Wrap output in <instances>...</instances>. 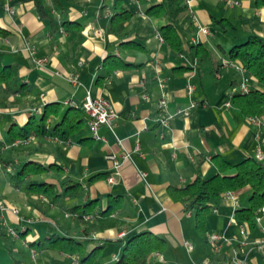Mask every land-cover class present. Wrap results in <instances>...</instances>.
Instances as JSON below:
<instances>
[{
    "label": "crops",
    "instance_id": "crops-1",
    "mask_svg": "<svg viewBox=\"0 0 264 264\" xmlns=\"http://www.w3.org/2000/svg\"><path fill=\"white\" fill-rule=\"evenodd\" d=\"M233 1L122 0L131 17L117 37L110 31L115 0H45L49 20L32 0H0V63L12 70L0 83V264H82L92 251L95 264H115L142 232L162 241L147 264H235L234 252L245 264H264V247L253 244L264 238V217L250 227L235 219L236 209L249 206L248 187L231 192L234 199L227 192L219 197L205 234L190 205L171 195L219 173L215 156L236 164L261 151L264 164V108L255 116L260 124H252L233 101L240 74L221 65L233 46L250 36L264 38V7ZM168 24L179 50L155 37ZM41 58L47 62L36 64ZM245 76L249 89L262 88ZM87 93L107 99L117 113L113 130L101 126L97 138L81 110ZM160 99L171 116L165 126L158 121ZM191 102L196 105L187 114H176ZM53 103L59 110L45 120L48 130L68 109L81 110L82 122L67 140L46 133L11 141V129L39 123ZM27 162L47 170L18 175ZM34 181L53 184V193H35L28 187ZM240 224L249 236L244 245ZM208 233L227 239L219 252H210ZM183 241L191 243L190 252ZM74 243L80 250L67 251Z\"/></svg>",
    "mask_w": 264,
    "mask_h": 264
},
{
    "label": "trees",
    "instance_id": "trees-1",
    "mask_svg": "<svg viewBox=\"0 0 264 264\" xmlns=\"http://www.w3.org/2000/svg\"><path fill=\"white\" fill-rule=\"evenodd\" d=\"M38 14L43 19H50L48 16V7L45 0H32ZM122 0H115L113 4L114 14L111 19L110 31L117 37H123L122 24L131 17V12L122 5ZM255 7H264V0H251ZM58 3V0H55ZM153 10L155 8H152ZM151 14L152 10L149 11ZM76 24L73 21H62L61 25L70 27ZM159 33L161 37L168 41L169 44L179 50L180 40L174 27L171 24L162 26ZM0 34H4V30L0 29ZM124 45L135 46L136 43L127 41ZM228 56L231 60L239 62L245 69V73L258 82L261 89H249L247 92L237 91L233 94V101L241 112L248 116L254 117L257 112L264 108V38L259 36H250L245 42L233 46ZM12 77L11 67L0 63V83L10 80ZM57 103L47 105L45 112L39 123L29 120L24 126L10 130L11 141L16 139L25 140L30 136L45 135L46 133L56 136L60 140H67L74 132L75 128L81 124V110L78 107L68 109L61 117V120L47 129L45 120L52 114H58ZM83 112V111H82ZM219 173L208 179L196 178L191 183L182 188L172 189L171 195L179 199L185 206L190 205V209L194 211L195 223L197 230L206 233V218L211 209L218 202L219 197L226 192H235L242 188L250 189L249 206L246 208H238L235 210V219L245 222L249 227L254 224V216L257 210L264 205V164L255 158H246L236 164L215 156L213 158ZM31 162L24 163L18 175L22 174H41L47 170L41 165ZM234 170L231 175L223 174L226 171ZM28 187H32L35 193L49 194L53 193L54 185L44 182H29ZM71 185L68 188H73ZM67 188V189H68ZM57 196V195H55ZM92 203L89 202L83 206V212L91 210ZM112 209L109 204L107 212ZM63 241L64 239H60ZM55 243L59 242L54 238ZM162 241L148 232H142L132 237L124 248L122 256L115 264H147L148 255L161 247ZM80 245L74 243L67 250L75 252L80 250ZM95 253L92 251L82 264H95Z\"/></svg>",
    "mask_w": 264,
    "mask_h": 264
},
{
    "label": "built area",
    "instance_id": "built-area-1",
    "mask_svg": "<svg viewBox=\"0 0 264 264\" xmlns=\"http://www.w3.org/2000/svg\"><path fill=\"white\" fill-rule=\"evenodd\" d=\"M233 2L237 3L236 0H234ZM5 11L11 15L14 13L13 9H11L9 6H5ZM199 30L202 33H208V31L205 27H199ZM97 34H100V32H97ZM155 37L160 42L162 41V37H161L160 33L156 32ZM35 62L38 65H43L44 63L47 62V59H45V58L36 59ZM221 65L225 66V67H230V68L234 69L237 73L240 74L241 78H240V82H239V91H241V92L249 91V88L247 86L248 78H247V76H245V69L242 67V65L239 62L231 60V59H223L221 62ZM193 89H194L193 84L187 85V91L189 93H191L193 91ZM68 104L74 105V103L71 101ZM195 105H196L195 102H191L189 107L177 109L176 114H187L189 108H192ZM226 105H229V102H227ZM157 107H158V110L160 112V117L158 119L159 124L162 126H165L167 124V121L171 117L166 111L165 100L160 99L157 103ZM81 109H82L83 113L86 115L89 132L92 134V136L94 138L98 137L97 131H98L99 127H101V126H106L110 130H113V127L115 126V123H116L117 113H116L114 107L112 106V104L107 99H105L103 97H92V96H90L89 93H87L86 96L84 97L83 102H82V108ZM249 120L252 124H254L256 126H258L260 124V121H258V119H256L255 116L249 117ZM22 141L23 140H17L15 142L20 143ZM110 158H113V156H110ZM262 158H263L262 152L257 151V153L255 154V159L257 161H261ZM113 179L114 178L111 175L107 178V181L109 183H112ZM226 196L234 199L231 192H227ZM235 203H236V201H235ZM13 211L16 212V209H13ZM263 217H264V205L261 206L257 210V212L254 216V222L256 224H260V221ZM84 219H86V220L90 219V216L89 215L84 216ZM8 232L12 236L17 237V233L14 230L8 229ZM239 235H240L239 243L241 245H244L245 243L248 242L249 236H248V231H247V227L245 224L239 225ZM226 240L227 239L224 237V235L219 234V233H208L206 235V243H207V246L209 247L211 253L219 252L222 248V245L226 242ZM253 244H254V247H256V248H263L264 247V238H261L259 240H254ZM183 245H184L187 252H190L192 250V245L188 241H183ZM232 261L235 264H245L244 260H240V259L236 258L235 252H234V256L232 258ZM200 264H215V263L210 259H205Z\"/></svg>",
    "mask_w": 264,
    "mask_h": 264
}]
</instances>
